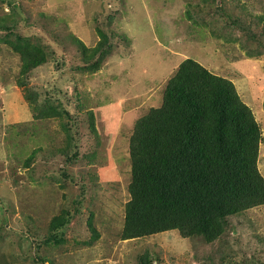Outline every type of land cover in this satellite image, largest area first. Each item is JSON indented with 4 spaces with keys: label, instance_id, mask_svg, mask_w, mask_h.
<instances>
[{
    "label": "rangeland",
    "instance_id": "rangeland-1",
    "mask_svg": "<svg viewBox=\"0 0 264 264\" xmlns=\"http://www.w3.org/2000/svg\"><path fill=\"white\" fill-rule=\"evenodd\" d=\"M221 1L0 0V26L14 29L0 30V264H264V204L215 240L121 238L134 125L186 58L234 81L261 125L264 175V0ZM100 32L91 57L80 43ZM18 34L42 58L18 50Z\"/></svg>",
    "mask_w": 264,
    "mask_h": 264
},
{
    "label": "trees",
    "instance_id": "trees-1",
    "mask_svg": "<svg viewBox=\"0 0 264 264\" xmlns=\"http://www.w3.org/2000/svg\"><path fill=\"white\" fill-rule=\"evenodd\" d=\"M222 2L218 9L225 6ZM234 18L240 27H247L243 16ZM1 29L14 30L5 24ZM99 35L93 47L80 43L91 57L107 45L102 43L105 35ZM18 39L26 42L17 43L23 54L42 58V45ZM261 140V125L234 81L186 58L167 81L162 105L151 108L134 125L131 198L121 238L173 229L207 240L220 237L230 216L264 204V175L258 165ZM71 218L69 212L53 219L48 240L59 242L55 232Z\"/></svg>",
    "mask_w": 264,
    "mask_h": 264
},
{
    "label": "crops",
    "instance_id": "crops-1",
    "mask_svg": "<svg viewBox=\"0 0 264 264\" xmlns=\"http://www.w3.org/2000/svg\"><path fill=\"white\" fill-rule=\"evenodd\" d=\"M6 12H8V13H10V14H12V13L15 14L16 10H15V11H12V7H11V9H10V10L8 9Z\"/></svg>",
    "mask_w": 264,
    "mask_h": 264
}]
</instances>
